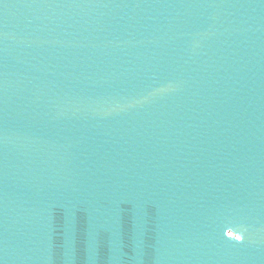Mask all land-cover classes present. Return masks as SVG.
<instances>
[{
  "label": "water",
  "instance_id": "1",
  "mask_svg": "<svg viewBox=\"0 0 264 264\" xmlns=\"http://www.w3.org/2000/svg\"><path fill=\"white\" fill-rule=\"evenodd\" d=\"M0 264H264V0H0Z\"/></svg>",
  "mask_w": 264,
  "mask_h": 264
},
{
  "label": "snow or ice",
  "instance_id": "2",
  "mask_svg": "<svg viewBox=\"0 0 264 264\" xmlns=\"http://www.w3.org/2000/svg\"><path fill=\"white\" fill-rule=\"evenodd\" d=\"M236 239H240V237H236Z\"/></svg>",
  "mask_w": 264,
  "mask_h": 264
}]
</instances>
